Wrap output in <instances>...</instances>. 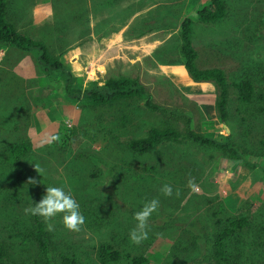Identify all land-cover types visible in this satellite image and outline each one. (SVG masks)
I'll return each instance as SVG.
<instances>
[{"label": "rangeland", "instance_id": "374dc122", "mask_svg": "<svg viewBox=\"0 0 264 264\" xmlns=\"http://www.w3.org/2000/svg\"><path fill=\"white\" fill-rule=\"evenodd\" d=\"M37 1L7 0L9 18L19 33L43 38L74 85L80 79L84 90H102L110 78L136 79L162 111L151 113L134 99L109 107L72 104L62 95V80L44 74L32 54L0 46V245L6 254L0 264H43L32 215L23 210L41 199L46 186L70 190L85 218L77 232L65 229L60 215L43 220L50 264H100L102 244L121 255L109 264H129L135 257L150 264H217L213 243L224 230L231 231L223 246L232 264H264V150L258 144L264 121H241L232 87L247 79L256 96H264V0H222L225 17L212 27H200L191 14L196 67L225 73L224 126L216 90L200 96V88L189 87L183 96L155 77L154 69H160L154 64H89L86 0L47 1L51 10L44 18L42 11L37 17L31 13ZM169 44L163 57L155 52L159 61L180 58L181 44ZM74 47L81 51L70 60L66 55ZM166 126L211 136L220 145L229 141L243 160L192 142H162L142 155L129 150V141ZM22 142L29 152L12 157L10 146ZM34 166L43 169L41 176ZM29 179L37 183L28 185ZM163 184L172 186L171 197L160 193ZM153 198L159 205L148 220L147 239L134 245L133 213ZM234 219H246L247 226L230 229Z\"/></svg>", "mask_w": 264, "mask_h": 264}, {"label": "trees", "instance_id": "16d2710c", "mask_svg": "<svg viewBox=\"0 0 264 264\" xmlns=\"http://www.w3.org/2000/svg\"><path fill=\"white\" fill-rule=\"evenodd\" d=\"M7 0H0V46H11L18 52L32 54L37 66L47 75H53L62 80L61 92L65 99L72 104L82 103L91 107H109L124 100H140L144 107L151 113L162 111L158 105L153 103L151 95L136 79L121 77L118 79H107L102 90H84L80 79L75 80L71 73L62 65L59 57L54 55L47 45L38 40H34L16 31L13 24L7 19ZM225 4L222 0H209L198 5L196 19L202 24H213L225 17ZM192 20L185 18L179 25L180 54L182 65L188 76L195 83H212L216 90V111L220 124L224 126L227 122V105L229 99L228 86L225 73L220 69L200 70L195 65L196 53L191 44ZM232 87L236 90V101L238 104V114L242 122H255L258 119L264 121V96H256L255 88L249 80H241ZM258 106V110H254ZM249 131V130H248ZM247 134V133H246ZM162 142H192L202 147L214 148L223 156L233 160H243V154L231 143L224 145L217 144L211 136H204L188 130L181 134L171 126L164 128L153 127L145 138L131 140L128 148L134 154L142 155L152 151ZM64 144L63 142H59ZM260 148L264 150V129L258 142ZM11 156L19 157L27 154L29 148L25 143L10 146ZM264 173V172H263ZM39 198L31 201L39 202ZM35 226L34 240L37 243L38 251L43 264H50L48 260L47 235L44 229L43 218L32 216ZM230 229L239 230L247 226L246 219H234L230 221ZM230 230H224L215 237L214 259L217 264H232L224 255V239ZM98 259L100 264L116 263L121 255L110 245L102 244L98 248ZM5 249L0 245V261L5 260ZM67 263V262H66ZM129 264H150L143 257L130 259Z\"/></svg>", "mask_w": 264, "mask_h": 264}, {"label": "crops", "instance_id": "0c3cea01", "mask_svg": "<svg viewBox=\"0 0 264 264\" xmlns=\"http://www.w3.org/2000/svg\"><path fill=\"white\" fill-rule=\"evenodd\" d=\"M47 1L50 0L37 1L31 12L33 17H37L41 11V17L46 16V13L51 10ZM200 3L202 0H86V13L91 18L86 25L87 39L90 41L86 50L89 64L108 65L114 61L124 66L154 64L160 69H154L155 77L165 80L183 96L189 95V87L200 88L201 92H198L201 93L200 96L215 93L212 83H195L190 79L182 65L181 55L177 61L170 62L159 61V54L155 53L158 50L161 52V57L166 55L163 48L170 45V40L175 41L177 45L181 44L179 25L187 16L190 19L191 14L196 17ZM8 5L7 19L14 25L9 18L11 6ZM109 16L117 18L112 20ZM110 23L114 24L112 28ZM196 23L202 25L200 27H212L215 24L203 25L199 21ZM194 38L192 39L191 33L193 46ZM42 39L38 41L44 42ZM77 48L79 49V47L72 48L66 57L70 60L75 59L78 53ZM112 50L115 53H112ZM156 71L159 74H156Z\"/></svg>", "mask_w": 264, "mask_h": 264}, {"label": "clouds", "instance_id": "9594fccd", "mask_svg": "<svg viewBox=\"0 0 264 264\" xmlns=\"http://www.w3.org/2000/svg\"><path fill=\"white\" fill-rule=\"evenodd\" d=\"M35 169L41 176L43 169H37L36 167ZM36 183L37 181L34 179H29L27 182L28 185H34ZM159 191L165 197H171L173 195V188L170 184H163ZM176 194L178 195V192ZM158 205L159 200L153 198L146 201L139 211L133 213L135 225L129 231V240L132 244L139 245L147 239L149 228L148 220L157 211ZM23 211L26 215L30 214L41 217L46 222L60 215L64 228L73 232L79 231L85 220L80 211V205L74 198L72 192L70 190L66 191L63 186H46L45 192L39 202L30 204ZM48 230H52L51 224H48Z\"/></svg>", "mask_w": 264, "mask_h": 264}]
</instances>
